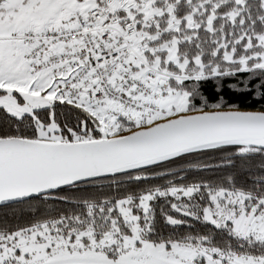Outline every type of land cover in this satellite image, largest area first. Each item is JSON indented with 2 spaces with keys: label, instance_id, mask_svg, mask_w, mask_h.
Listing matches in <instances>:
<instances>
[{
  "label": "snow or ice",
  "instance_id": "obj_1",
  "mask_svg": "<svg viewBox=\"0 0 264 264\" xmlns=\"http://www.w3.org/2000/svg\"><path fill=\"white\" fill-rule=\"evenodd\" d=\"M0 264H264V0H0Z\"/></svg>",
  "mask_w": 264,
  "mask_h": 264
},
{
  "label": "trees",
  "instance_id": "obj_2",
  "mask_svg": "<svg viewBox=\"0 0 264 264\" xmlns=\"http://www.w3.org/2000/svg\"><path fill=\"white\" fill-rule=\"evenodd\" d=\"M207 87H212L211 85L207 86Z\"/></svg>",
  "mask_w": 264,
  "mask_h": 264
}]
</instances>
